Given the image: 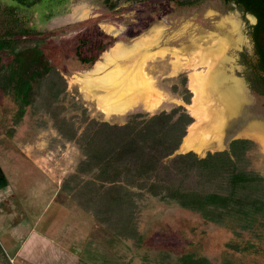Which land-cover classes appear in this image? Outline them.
Here are the masks:
<instances>
[{"label": "rangeland", "instance_id": "374dc122", "mask_svg": "<svg viewBox=\"0 0 264 264\" xmlns=\"http://www.w3.org/2000/svg\"><path fill=\"white\" fill-rule=\"evenodd\" d=\"M49 11L50 5L42 1L22 10L21 16L48 39L49 58L67 83L65 94L51 111L67 120L69 129L73 127L78 135L94 119L125 125L135 114L153 116L179 106L189 112L194 100L191 76L210 70L199 63V56L213 52V61L219 62L214 72L223 78L235 76L240 51L250 48L240 14L223 0H201L192 6H181L176 0H120L116 8H110L105 0H70L56 8L51 18L47 17ZM82 39L91 41L89 56L97 57L91 67L83 66L75 56ZM109 41L113 44L99 53ZM117 46L125 49V58L118 64L130 66L138 61V69L152 86L151 96L160 101L157 109L151 110L146 97L141 96L123 113L107 116L96 99L104 91L95 95L83 84L95 65L104 62ZM114 68L108 67L105 74ZM184 77L190 94L184 91ZM227 86L223 90L232 88ZM186 95H191L189 105L183 100ZM218 104L224 113L220 120L227 123L224 131L202 152L184 150L185 137L176 153L193 152L202 159L208 153L228 151L233 140H248L254 143L246 155L248 169L264 178V127L255 122L254 113L264 119V100L242 97L238 101L237 96L238 106L234 107L238 113L234 115L229 104ZM16 109L12 98L0 92V264H34L26 254H16L34 234L57 244V249L48 246L43 253L48 258L46 264H178L188 252L206 256L213 264H264V228L253 232L237 229L241 233L238 239L256 248L233 252L227 247L237 241L232 230L205 223L175 201L145 191L135 190L133 220L143 239L114 234L97 221L92 204L75 199L71 191L60 190L67 181L76 190L94 179L88 174L73 180L85 159L75 140L60 132L55 116L41 101L28 108L17 125L13 120ZM195 124L194 118L191 126Z\"/></svg>", "mask_w": 264, "mask_h": 264}, {"label": "trees", "instance_id": "16d2710c", "mask_svg": "<svg viewBox=\"0 0 264 264\" xmlns=\"http://www.w3.org/2000/svg\"><path fill=\"white\" fill-rule=\"evenodd\" d=\"M42 1L50 5L47 15H55L70 0H0V92L16 104L15 125L24 119L27 109L39 101L55 116L56 127L75 140L85 159L79 164L73 180L93 174L84 187L74 190L67 181L60 189L71 191L75 199L93 205L96 219L114 234L139 238L134 225L135 190L154 197L175 201L183 209L198 215L205 223L232 230L237 241L227 245L233 252L250 251L253 244L243 242L241 233L264 228V178L249 170L247 152L254 145L248 140L231 142L229 150L208 153L200 159L195 153L177 154L194 118L183 106L153 116L132 115L125 125L89 121L80 135L69 129L67 120L52 112L67 90L58 67L49 58L45 33L21 16ZM120 0H105L116 8ZM201 0H176L181 6H192ZM243 14L262 6V0H223ZM264 4V3H263ZM113 44L109 41L99 53ZM91 41L80 40L75 48L77 60L85 67L97 61ZM187 89V78L182 80ZM190 94V93H189ZM191 103V95L183 97ZM52 110V111H51ZM67 123V124H66ZM178 264H213L206 256L188 252Z\"/></svg>", "mask_w": 264, "mask_h": 264}, {"label": "bare ground", "instance_id": "6f19581e", "mask_svg": "<svg viewBox=\"0 0 264 264\" xmlns=\"http://www.w3.org/2000/svg\"><path fill=\"white\" fill-rule=\"evenodd\" d=\"M124 52L125 49L122 46L111 50L106 57L104 56V62H98L89 76L82 81L92 94L100 90L104 91L103 95H98L96 99L100 109L107 116L123 113L132 102L137 98L139 100L141 96L146 97V104L151 110L160 106V101L151 96L153 94L152 86L144 77L145 74L143 75L138 69V61L133 62L130 66L118 64L125 58ZM213 56H215L213 52L200 55L199 63L208 65L210 70L206 74L197 73L191 76L190 88L194 93V100L188 108L192 117L196 119V124L190 127L182 145L186 151L201 150L200 152H202L211 144L213 137L223 131L225 126V122L220 120L224 113L219 109L220 104L218 103L220 101L226 106L228 100L227 97L219 94V78L214 72L218 62L213 61ZM110 66H115V68L105 74ZM225 106L223 107L227 109Z\"/></svg>", "mask_w": 264, "mask_h": 264}, {"label": "flooded vegetation", "instance_id": "af4514ba", "mask_svg": "<svg viewBox=\"0 0 264 264\" xmlns=\"http://www.w3.org/2000/svg\"><path fill=\"white\" fill-rule=\"evenodd\" d=\"M262 1L264 3V0ZM263 3L262 6H259L258 4L257 9L253 10L252 12H247L245 14L234 9L240 14V17L243 20L244 31L249 39L250 48L248 47L245 48V50L240 51V59L238 61V64L235 66V76H231V74H226L228 78H226V75H223L222 78V75L220 73L217 74V72H215L216 76L219 78L218 81L220 86L219 94L223 95L224 97H227L230 110L233 112V113L231 112L232 115L238 113L237 111L238 109L234 107V105L238 106L237 96H238V101H240L242 97L261 98L264 100V4ZM224 5L226 4L224 3ZM228 84L229 86H227V88L230 87V85L232 88L230 89L225 88L223 90L224 86ZM217 94L218 93H216V95ZM239 106L240 108L242 107L240 103ZM254 113H256L255 122H258L259 125H262L264 127V119L259 118V116H257L258 114L256 111Z\"/></svg>", "mask_w": 264, "mask_h": 264}, {"label": "crops", "instance_id": "0c3cea01", "mask_svg": "<svg viewBox=\"0 0 264 264\" xmlns=\"http://www.w3.org/2000/svg\"><path fill=\"white\" fill-rule=\"evenodd\" d=\"M13 227L14 226L12 225L11 229ZM10 230H8V231H10ZM48 246H49V248H51V250H52V246L56 249L58 248L57 244L52 243V241L49 240L48 238H45L41 234H34L33 237L28 240V243L26 245L22 246L21 248L19 247L16 250L17 251L16 254L21 255V256L23 255V253L26 254V258L29 259L30 261H32L34 264H39V261H42V260H43V264H46L44 262L46 256L43 253L45 252V250L48 249ZM64 253H65V251H64ZM63 256L66 257L65 255H63ZM46 259H48V258L46 257ZM54 263H56V262H54Z\"/></svg>", "mask_w": 264, "mask_h": 264}, {"label": "water", "instance_id": "95a60500", "mask_svg": "<svg viewBox=\"0 0 264 264\" xmlns=\"http://www.w3.org/2000/svg\"><path fill=\"white\" fill-rule=\"evenodd\" d=\"M179 154V153H176V155Z\"/></svg>", "mask_w": 264, "mask_h": 264}]
</instances>
